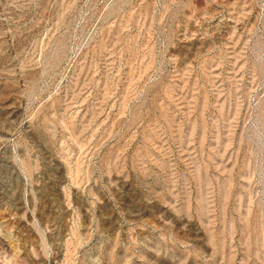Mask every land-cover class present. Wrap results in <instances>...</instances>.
I'll use <instances>...</instances> for the list:
<instances>
[{
	"label": "rangeland",
	"instance_id": "obj_1",
	"mask_svg": "<svg viewBox=\"0 0 264 264\" xmlns=\"http://www.w3.org/2000/svg\"><path fill=\"white\" fill-rule=\"evenodd\" d=\"M0 264H264V0H0Z\"/></svg>",
	"mask_w": 264,
	"mask_h": 264
}]
</instances>
